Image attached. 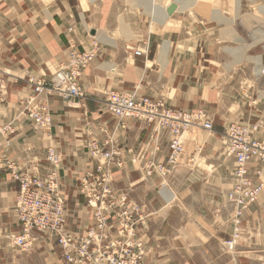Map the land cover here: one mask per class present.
<instances>
[{"label":"crops","instance_id":"0c3cea01","mask_svg":"<svg viewBox=\"0 0 264 264\" xmlns=\"http://www.w3.org/2000/svg\"><path fill=\"white\" fill-rule=\"evenodd\" d=\"M152 4L150 0L149 13L154 18L167 16L160 9L155 14ZM183 4H176L175 11L181 10ZM122 12L121 0H0V69L8 74L6 102L0 108V128L13 121V134L0 138V156L14 162L22 171L43 174L47 149L53 147L61 154L59 184L66 200L67 227L74 232H84L91 225V212L82 203L78 190L83 176L94 173L95 166L103 163L93 159L86 147L90 140L104 143L112 131L113 122L103 111L106 92L130 89L140 79L139 70L130 64L133 57L124 35H145V30L137 20L124 19ZM209 18L230 24V17H223L217 11H212ZM248 22L247 18L243 19L244 25ZM232 31L233 28L227 27L221 34L229 36ZM92 41H98L100 49L80 79L84 99L50 98L47 103L52 122L46 132L34 129L27 120L14 121L18 101L31 93L27 79L49 78L66 59L70 46L82 49ZM185 50L204 57L209 47L165 43L155 46L154 52L158 54L149 63L157 62L165 69V75L175 72V76L180 71L177 67L184 68L187 62L182 60L183 54L175 53ZM196 61L199 63L196 67L204 66ZM256 64L249 65L252 76L245 83L246 97L262 102L264 76L258 74V69H264V57L260 63L257 59ZM168 77L170 86L177 84L172 77L164 76ZM156 78L157 75L152 77L155 81ZM259 110L262 105L250 108L248 114L254 116ZM152 135L144 122L130 121L126 130L114 134L117 155L107 169L111 184L114 180L115 192L145 208L147 228L140 236L147 251L144 264H157L158 256L176 253L186 257L195 253L221 256V243L233 233L230 219L233 207L228 204L226 194L235 183L234 158L221 143H185L181 164L171 170L170 181L161 184L155 175L147 177L144 170L147 161L162 162L168 155L167 142L155 143ZM16 190L10 176L1 173L0 264H61L59 251L49 238L34 240L25 251L10 241L11 235L19 233L13 211ZM191 241L197 244H189ZM227 259L228 264H264V188L257 203L244 213L240 240Z\"/></svg>","mask_w":264,"mask_h":264},{"label":"built area","instance_id":"2783aa9c","mask_svg":"<svg viewBox=\"0 0 264 264\" xmlns=\"http://www.w3.org/2000/svg\"><path fill=\"white\" fill-rule=\"evenodd\" d=\"M93 53H68L49 80L32 79L31 93L19 103V114L29 118L41 130H48L51 116L46 104L39 98L56 96L64 100L84 99L79 78L84 69L94 60ZM136 57L143 56L135 51ZM264 76V69H261ZM5 74L0 69V106L6 94ZM105 108L115 118L114 133L126 127L128 120L141 119L153 127L156 133L154 142L162 143L168 139V155L165 163L147 161L145 175L162 177L171 173L183 151L182 137L187 128L200 127L213 129L212 123L203 111H173L160 100L136 97L134 93L110 91L107 93ZM258 125L246 127L232 123L227 131L228 151L235 160L233 176L235 185L227 193V202L233 206L231 220L233 234L226 242L232 248L239 239L243 213L257 203L262 185L258 179L252 180L249 172L264 167V144L255 140L251 134L257 132ZM9 131V127L0 129V136ZM111 140L104 143L103 150L98 143H89L88 152L98 163L96 173H86L81 180L79 194L92 210L91 225L84 232H74L67 227L66 200L59 184V166L61 154L49 148L45 154L46 169L43 174L22 171L11 160L0 156V174L6 173L18 183V192L14 197L13 211L20 227L18 235H12L13 245L20 251L29 250L34 240L51 238L56 242L67 264H142L147 251L140 238L147 228L146 216L142 208L128 202L127 196L118 195L111 187L107 169L114 163L117 155ZM257 175L260 172H256Z\"/></svg>","mask_w":264,"mask_h":264},{"label":"rangeland","instance_id":"374dc122","mask_svg":"<svg viewBox=\"0 0 264 264\" xmlns=\"http://www.w3.org/2000/svg\"><path fill=\"white\" fill-rule=\"evenodd\" d=\"M186 1L187 0H153L152 6L154 8L155 14L158 13L157 11L159 9L161 11H164L163 13L166 14V9L172 3L180 5L186 3ZM149 2L150 0H121L123 7L122 14L124 19L131 17L137 20L139 25L143 27L142 29L145 30V35H124L125 44H130V55L131 57H133L131 62H129L134 68L139 70L140 79L139 83H136L130 89H122L120 91L109 90L106 92V95L110 91L134 93L136 97H147L148 99L153 101L160 100L165 103V106L167 108L172 109L173 111H203L205 113L207 119L212 123V131L206 132L199 129L187 128L182 137L181 142L183 145V151L180 154L181 156L177 160L176 164L174 165V169L177 168L182 162V156L185 154V143H221L222 147L227 152L228 145H226L227 141L225 139V130L231 123H240L241 125H244L246 127H249L250 125H258V130L255 133V137L260 142H264V101H262V104V102L260 101H252L251 99H247L246 95H248V88L246 86L247 84H245L247 83V79L252 76V67L249 65L256 64L257 59H259L260 63L264 57V0H196L190 5L183 4L184 7H182L181 10H177L175 11V14H173V16H166L165 18H163V16H157L156 18H154V16L149 13V9L151 8L148 7ZM212 11H217L223 17H230V24L224 23L223 21H212L211 18H209ZM244 18H247L249 20L246 25H244L243 23ZM159 19L162 20L161 23L157 22V20ZM227 27L233 28V33L231 32L234 35L233 37L230 36L231 33L229 34V36L226 33L221 34V31L226 29ZM165 43L177 45L183 44L191 46L204 44L206 46L208 45L209 50L207 53L205 52L206 55L204 54V57L200 55H198L197 57V54L194 51L185 50L181 52H176L175 54L177 55H179L180 53L183 54L182 60L187 61L185 64L186 66L184 68L177 67V69H180V71H176L177 74H175V76V72L170 75H165V69L161 68L160 64H158L157 62L155 63L156 65L149 63V61H153V55L158 54L157 52H154L155 46H161ZM94 46H96L95 57L94 60L86 68L88 69L94 63L99 54L100 47L98 41H92L89 47H85L82 49H77L74 46H70L67 50V55L68 53L70 54L74 50L81 55L85 52L93 53ZM212 49H214V53ZM229 49L233 51V53L235 52V54H231L229 52ZM138 50L143 52L142 59L135 58L136 56L134 57V52ZM204 58L210 61L208 62L206 60H202ZM196 60H199L200 63H202V65L204 66L196 67V64L198 63V61ZM64 61H61L59 63L58 68ZM172 68L170 69L175 71V68ZM86 69H84V71ZM54 74L55 72L49 78L27 79V84L31 88L30 90L32 91L33 89V86L28 83L30 79H32L34 82H37L38 80H49ZM155 75H157L156 81L152 79V77ZM81 76L79 78L80 87ZM164 76L172 77L173 82L177 84H175L174 86H170L169 77L165 79ZM4 81L6 86V94L0 108L5 104L6 95L8 93L7 73L5 74ZM81 92L84 94L82 87ZM106 95L103 111L106 113V116L110 117L109 119L113 122V128L111 133L107 135L104 143H109V141L111 140V143H113L112 147L115 148V143L113 142L114 140H112L114 134L118 131L126 130L128 123L133 120H128L126 122L125 129H119L114 133L116 121L115 118L106 111ZM50 98H56L63 101L83 100H64L56 96L41 97L39 99L48 107L47 101ZM23 99H20L17 103V116L14 121H16L18 118H21L29 121L36 130L43 132L49 131L51 128V124L48 130H41L38 129L29 118L19 114V103L24 101ZM167 104H170L174 108L169 107ZM261 105L262 110H259L260 112L257 111L254 116H250L248 114L250 112V108L259 107ZM178 107H181L182 109H177ZM245 109H248L247 112ZM134 120L142 121L147 127H150L153 133L152 139H155L154 137L156 133L153 131L152 126L147 125L144 120ZM12 124L13 121L0 128L2 129L9 127V131L4 134L3 137H8L10 134H13ZM166 142L168 147V139H164L162 141V143ZM88 143H98L99 145H101V148L103 150L106 149V146L102 142L90 140V142ZM86 148L88 150V144ZM166 160L167 159L157 163H165ZM97 167L98 166L96 165L94 173H96ZM171 176L172 173H169L164 177L160 175H155V178L158 181H161L162 184L164 182L168 183V180L170 181ZM12 181L14 182L13 179ZM113 182L114 180H112V184ZM16 186L17 193L18 183H16ZM112 189L114 190L113 187ZM81 198L83 200L82 203L86 207H88L84 201V198L82 196ZM127 200L132 205L136 204L135 202L130 201L129 197H127ZM136 205L139 206L138 204ZM139 207L142 208V214L146 216V213L143 210L145 208L142 205ZM89 210L91 212L92 218V210L90 208ZM240 226H242V223ZM240 237L232 248L226 247V242L230 240L231 236L229 239L222 242L220 249L221 256L219 257L200 256L197 253L186 257L180 256L178 253H176L172 256H158L155 259V263L228 264L227 254L233 251V248L237 245L238 241L240 240ZM50 240L57 247L56 242L51 238ZM188 243L197 244L195 241H191ZM57 249L60 254V261L63 264H67L64 260V257L62 256V253H60L58 247ZM190 251L196 252L195 249H190Z\"/></svg>","mask_w":264,"mask_h":264},{"label":"bare ground","instance_id":"6f19581e","mask_svg":"<svg viewBox=\"0 0 264 264\" xmlns=\"http://www.w3.org/2000/svg\"><path fill=\"white\" fill-rule=\"evenodd\" d=\"M172 4H174V3H172ZM175 6H176V4H174ZM176 9H177V6H176ZM168 16V15H167ZM97 44V43H96ZM261 69H258V74H261L262 75V73H261ZM247 99H250V98H248L247 97ZM258 100V99H257ZM257 100H255V101H257ZM232 124V123H231ZM231 124H229L228 125V127L231 125ZM228 127L226 128V130L225 131H227V129H228ZM191 128H194V129H199V130H202V131H206V132H211L212 130H210V131H207V130H203V129H201L200 127H191ZM185 133V132H184ZM255 133L256 132H254V133H252L251 134V136L255 139V140H257V141H259L256 137H255ZM226 136L228 137V134H226ZM227 137H226V140H227V145H228V143H229V141H228V139H227ZM260 142V141H259ZM260 143H262V144H264V142H260ZM51 148V147H50ZM53 148V147H52ZM49 149V148H48ZM228 150V149H227ZM235 167H236V164H235ZM257 170H258V172H260V174L259 175H257L256 174V172H257ZM262 175H263V168L262 167H260L259 169H256V168H254V169H252L250 172H249V177L252 179V180H255V179H258L259 181H260V183H261V185H262V191H263V188H264V182L262 181ZM235 179V178H234ZM236 181V180H235ZM234 185H235V183H234ZM233 185V186H234ZM233 188V187H232ZM261 191V192H262ZM261 192H260V194H261ZM259 194V195H260ZM226 198H227V194H226ZM227 200V199H226ZM229 204V203H228ZM233 207V206H232ZM247 211V210H246ZM245 211V212H246ZM244 212V213H245ZM244 213H243V215H244ZM243 217V216H242ZM241 225V224H240ZM233 230H234V225H233ZM13 243H14V240H13ZM142 264H143V262H142Z\"/></svg>","mask_w":264,"mask_h":264},{"label":"water","instance_id":"95a60500","mask_svg":"<svg viewBox=\"0 0 264 264\" xmlns=\"http://www.w3.org/2000/svg\"><path fill=\"white\" fill-rule=\"evenodd\" d=\"M176 10V6L174 4H171L167 9H166V14L168 16H171L174 11Z\"/></svg>","mask_w":264,"mask_h":264}]
</instances>
